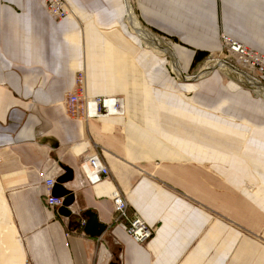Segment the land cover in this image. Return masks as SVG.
Masks as SVG:
<instances>
[{"label": "crops", "instance_id": "0c3cea01", "mask_svg": "<svg viewBox=\"0 0 264 264\" xmlns=\"http://www.w3.org/2000/svg\"><path fill=\"white\" fill-rule=\"evenodd\" d=\"M128 1L184 75L221 34L264 60V0ZM64 2L74 17L55 21L40 0H0V264H264V97L221 69L181 84L126 0ZM80 70L87 95L123 97V117L65 114ZM94 150L109 175L87 186ZM51 166L67 214L44 206ZM114 191L154 228L145 244L113 221Z\"/></svg>", "mask_w": 264, "mask_h": 264}, {"label": "built area", "instance_id": "2783aa9c", "mask_svg": "<svg viewBox=\"0 0 264 264\" xmlns=\"http://www.w3.org/2000/svg\"><path fill=\"white\" fill-rule=\"evenodd\" d=\"M40 2L44 11L55 21H61L66 17H74L73 11L65 4L64 0H40ZM219 43V54L217 56H207L204 62L213 59L225 62L241 72L253 76L262 84L261 76L264 74V60L259 52L224 34L220 35ZM194 74L190 76L192 77ZM184 76L190 77L189 75ZM177 80L180 79L177 78ZM62 107L67 116L85 123L108 117L124 116L122 96H89L86 94L85 75L82 70L74 74L72 88L64 94ZM78 167L87 186H92L109 175L108 168L101 158V153L96 150L85 152L80 156ZM56 172H58V168L51 166L48 170L42 169L39 173L40 183L45 194L44 206L50 209L59 208L63 202L62 198L52 194L57 176ZM111 202L114 213L113 221L123 227L132 241L137 244H145L150 240L154 228L148 226L137 214L128 213V204L119 191H114L111 194ZM117 258L118 260L121 259L120 253H118Z\"/></svg>", "mask_w": 264, "mask_h": 264}, {"label": "bare ground", "instance_id": "6f19581e", "mask_svg": "<svg viewBox=\"0 0 264 264\" xmlns=\"http://www.w3.org/2000/svg\"><path fill=\"white\" fill-rule=\"evenodd\" d=\"M128 6L130 7L131 5H129V1L126 0V7H128ZM128 9H129V12L131 13V8H128ZM128 18H129V21L132 22V25L135 26L134 22H137V24H139L138 21L136 20L135 16L132 13H131V15ZM135 28L138 31H141V29L139 30L136 26H135ZM141 32H142L141 35H143V36H145L147 38H150L151 41H152V39L156 41V38L152 37L146 31L145 32L141 31ZM156 42L158 43V41H156ZM156 45H158L159 48ZM156 45L155 46H156L157 49H160L161 51L163 50L162 51L163 53L169 54L171 56L173 64H174V67H176L175 68L176 72L174 70L173 71H174L176 77L180 79L182 75L180 73L179 65H178V63H177V61H176V59L174 57V54H173L172 50H165V48H167V46L159 45V43L156 44ZM206 64H208V65H206ZM214 67H216L217 69L223 70L226 74L234 77L236 81L241 82L240 84H245L246 86H248L252 90H254V92H256L257 94H260L262 97H264V89H262V87L260 85L261 83H259L256 78H254L253 76L247 75L245 72H241L240 70H238L236 68L231 69L228 64L226 65L225 63H222V61H217L216 59L205 61L204 64L201 67H199V70L197 72H195L194 76H192V77L191 76L190 77H186L185 76V77H183L181 79V82H183V84L194 82L197 79H199V78L207 75L208 73L214 71L215 70V69L213 70ZM228 68L231 69V70H228ZM225 69H226V71H225ZM242 77L245 78L248 81L247 84H246V81L242 79ZM108 118H111V117H108Z\"/></svg>", "mask_w": 264, "mask_h": 264}, {"label": "water", "instance_id": "95a60500", "mask_svg": "<svg viewBox=\"0 0 264 264\" xmlns=\"http://www.w3.org/2000/svg\"><path fill=\"white\" fill-rule=\"evenodd\" d=\"M126 8V10H125V14H126V17H129L130 15H131V13L129 12V9L128 8H130L129 6L128 7H125ZM127 20H128V18H127ZM143 27V26H142ZM144 28V27H143ZM145 29V28H144ZM137 34V33H136ZM158 48H159V46L158 45H156ZM166 56L167 57H169V60H170V62L172 63V60H171V57L169 56V55H167L166 54ZM222 63H225V62H222ZM226 65H227V63H225ZM229 65V64H228ZM230 66V65H229ZM230 68L231 69H234V67H232V66H230ZM214 69H217L216 67H214L213 68V70ZM173 70V69H172ZM237 71V70H236ZM174 72V71H173ZM238 72V71H237ZM180 73H181V78H180V80L183 78V77H185V76H183L184 74H182V71L180 70ZM204 73V72H203ZM195 75V74H194ZM193 75V76H194ZM241 83V82H240ZM244 86H246L245 84H243ZM261 85V87H262V89H264V85L263 84H260ZM246 87H248V86H246ZM248 88H250V87H248ZM52 194L54 195V196H56L53 192H52ZM56 197H58V196H56ZM66 204V202L64 201V202H62V205L58 208V212L60 213V214H67V212L64 210V208H63V206ZM105 230V225L104 224H101V223H99V222H97L95 219H93L92 217H91V215L90 216H88V219H87V221L85 222V225H84V233L86 234V235H88V236H90V237H98V236H100L101 234H102V232Z\"/></svg>", "mask_w": 264, "mask_h": 264}, {"label": "rangeland", "instance_id": "374dc122", "mask_svg": "<svg viewBox=\"0 0 264 264\" xmlns=\"http://www.w3.org/2000/svg\"><path fill=\"white\" fill-rule=\"evenodd\" d=\"M171 67H172V69L175 71V68H176V67H174L173 61H172V63H171ZM197 67H198V66H197ZM197 67H196V68H197ZM192 69H193V68H192ZM220 71L224 72L223 70H220ZM175 72H176V71H175ZM195 72H196V69L193 70V72L188 73V74H186V75H189V76H190V75L194 74ZM225 74H226V73H225ZM226 75H228V74H226ZM228 76H230V75H228ZM231 78H232V76H231ZM233 78H234V77H233ZM242 79L246 81V84L248 83V81H247L245 78L242 77ZM179 81H181V80H179ZM182 84H183V82H182ZM243 87L248 88V87H246V86H243ZM248 89H249V90H252L251 88H248ZM253 91H254V90H253ZM26 264H27V263H26ZM28 264H29V263H28Z\"/></svg>", "mask_w": 264, "mask_h": 264}, {"label": "trees", "instance_id": "16d2710c", "mask_svg": "<svg viewBox=\"0 0 264 264\" xmlns=\"http://www.w3.org/2000/svg\"><path fill=\"white\" fill-rule=\"evenodd\" d=\"M204 55V54H196L193 58V62H192V66L191 67H194V65L199 61L200 57Z\"/></svg>", "mask_w": 264, "mask_h": 264}]
</instances>
